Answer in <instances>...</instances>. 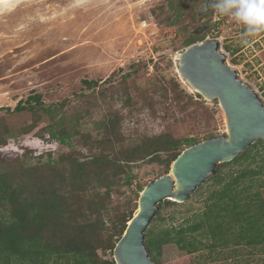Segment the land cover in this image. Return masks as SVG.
I'll return each mask as SVG.
<instances>
[{"label": "rangeland", "instance_id": "374dc122", "mask_svg": "<svg viewBox=\"0 0 264 264\" xmlns=\"http://www.w3.org/2000/svg\"><path fill=\"white\" fill-rule=\"evenodd\" d=\"M244 31V25L218 16L208 0H26L0 10V162L11 170L8 163L14 160L24 172L37 167L36 177L49 179L52 169L66 166L61 157L82 161L99 153L102 132L96 124L106 120L116 122L125 145L163 134L199 140L209 133L225 135L218 102L202 98L206 106L200 108L181 93L199 95L181 80L178 57L188 41H217L225 64L264 104V33L247 37ZM85 81L95 84L87 87ZM35 95L42 103L35 111L15 110ZM62 117L65 125H54ZM50 125L54 131L71 129L70 147L49 138ZM223 165L216 166V173L242 168ZM29 172L20 181L30 184ZM164 172L158 163H139L131 186L118 187L104 199L105 209L98 211L104 239L123 217H133L140 190ZM211 178L184 203L161 202L149 227L158 231L192 223L215 188ZM259 193L264 203V188ZM97 254L113 259L109 249ZM158 264H264V244L190 255L169 244L161 248Z\"/></svg>", "mask_w": 264, "mask_h": 264}, {"label": "trees", "instance_id": "16d2710c", "mask_svg": "<svg viewBox=\"0 0 264 264\" xmlns=\"http://www.w3.org/2000/svg\"><path fill=\"white\" fill-rule=\"evenodd\" d=\"M192 43L188 41V45ZM84 83L87 87L95 84L92 81ZM174 85L179 88L176 81ZM180 91L200 108L206 106L200 95L193 97L183 93V89ZM41 105L40 95H35L19 102L15 110L35 111ZM66 121L62 117L54 125L63 126ZM54 125L48 129L49 138L70 147L71 129L68 133L63 127L54 131ZM33 128L32 125L24 134ZM96 129L102 132L96 145L99 153L82 161L71 155L61 157L59 161L66 162V166L52 169L49 179L36 177L40 171L37 167L24 172L14 160L8 163L11 170L7 163L0 162V264H115L114 259L100 258L97 251L109 249L113 254L132 215L123 217L116 224L113 235L104 239L103 222L98 213L105 209L104 199L118 187L131 186L135 177L132 171L139 163H158L165 168L166 174L184 149L206 140L178 139L163 134L135 139L125 145L115 121H101ZM1 138L0 147L4 145ZM211 138H215L213 133L207 135V139ZM115 147L118 149L112 156ZM232 164L242 168L225 174L218 170L211 178L215 188L208 192L204 210L194 216L192 223L185 221L177 227L169 225L158 231L148 227L145 244L155 264L159 263L161 248L169 244L189 255L229 245L264 244V203L259 193L264 188V141L253 144L223 167ZM17 169L21 171H15ZM28 170V176H32L30 184L20 181L28 179L25 175ZM162 203L179 205L168 200ZM86 210L91 213L85 215L83 211Z\"/></svg>", "mask_w": 264, "mask_h": 264}, {"label": "water", "instance_id": "95a60500", "mask_svg": "<svg viewBox=\"0 0 264 264\" xmlns=\"http://www.w3.org/2000/svg\"><path fill=\"white\" fill-rule=\"evenodd\" d=\"M181 80L206 101L218 102L226 133L184 149L170 173L150 181L140 192L137 212L113 250L115 264H155L149 257L145 233L166 200L181 204L209 178L216 166L239 158L253 144L264 141V104L225 64L217 41L189 45L178 57Z\"/></svg>", "mask_w": 264, "mask_h": 264}, {"label": "clouds", "instance_id": "9594fccd", "mask_svg": "<svg viewBox=\"0 0 264 264\" xmlns=\"http://www.w3.org/2000/svg\"><path fill=\"white\" fill-rule=\"evenodd\" d=\"M208 3L218 16L230 17L244 25L245 36L264 33V0H208Z\"/></svg>", "mask_w": 264, "mask_h": 264}, {"label": "bare ground", "instance_id": "6f19581e", "mask_svg": "<svg viewBox=\"0 0 264 264\" xmlns=\"http://www.w3.org/2000/svg\"><path fill=\"white\" fill-rule=\"evenodd\" d=\"M24 1H26V0H0V10L12 9V8H14L15 5H17L21 2H24ZM75 32H74V30L71 31L72 34ZM135 211L137 212V210H135Z\"/></svg>", "mask_w": 264, "mask_h": 264}]
</instances>
